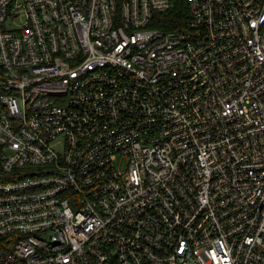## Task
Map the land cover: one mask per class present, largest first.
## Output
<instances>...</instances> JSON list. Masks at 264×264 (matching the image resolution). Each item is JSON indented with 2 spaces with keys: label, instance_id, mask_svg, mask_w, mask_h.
I'll return each instance as SVG.
<instances>
[{
  "label": "built area",
  "instance_id": "1",
  "mask_svg": "<svg viewBox=\"0 0 264 264\" xmlns=\"http://www.w3.org/2000/svg\"><path fill=\"white\" fill-rule=\"evenodd\" d=\"M0 0V264H264V0Z\"/></svg>",
  "mask_w": 264,
  "mask_h": 264
},
{
  "label": "trees",
  "instance_id": "2",
  "mask_svg": "<svg viewBox=\"0 0 264 264\" xmlns=\"http://www.w3.org/2000/svg\"><path fill=\"white\" fill-rule=\"evenodd\" d=\"M188 19V6L186 0H172V4L162 14L161 28L165 30H179Z\"/></svg>",
  "mask_w": 264,
  "mask_h": 264
}]
</instances>
